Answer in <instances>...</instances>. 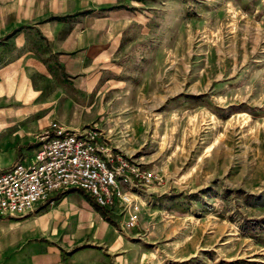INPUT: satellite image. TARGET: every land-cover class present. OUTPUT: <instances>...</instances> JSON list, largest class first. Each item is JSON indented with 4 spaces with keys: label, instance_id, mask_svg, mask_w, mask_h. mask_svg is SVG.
Returning a JSON list of instances; mask_svg holds the SVG:
<instances>
[{
    "label": "rangeland",
    "instance_id": "rangeland-1",
    "mask_svg": "<svg viewBox=\"0 0 264 264\" xmlns=\"http://www.w3.org/2000/svg\"><path fill=\"white\" fill-rule=\"evenodd\" d=\"M137 1L121 98L152 118L159 180L130 230L145 264H264V0Z\"/></svg>",
    "mask_w": 264,
    "mask_h": 264
},
{
    "label": "crops",
    "instance_id": "crops-1",
    "mask_svg": "<svg viewBox=\"0 0 264 264\" xmlns=\"http://www.w3.org/2000/svg\"><path fill=\"white\" fill-rule=\"evenodd\" d=\"M140 7L137 0H0V171L30 162L51 122L93 128L144 163L152 118L145 103L135 113L141 102L122 99L133 84L121 65L128 49L144 48ZM124 221L118 205L99 208L79 190L54 191L21 215H0V264H145Z\"/></svg>",
    "mask_w": 264,
    "mask_h": 264
},
{
    "label": "built area",
    "instance_id": "built-area-1",
    "mask_svg": "<svg viewBox=\"0 0 264 264\" xmlns=\"http://www.w3.org/2000/svg\"><path fill=\"white\" fill-rule=\"evenodd\" d=\"M32 160L0 171V215L16 216L54 191L84 192L99 208L118 205L124 228L137 222L139 200L159 180L156 172L104 142L93 128L69 130L51 122L37 137Z\"/></svg>",
    "mask_w": 264,
    "mask_h": 264
},
{
    "label": "trees",
    "instance_id": "trees-1",
    "mask_svg": "<svg viewBox=\"0 0 264 264\" xmlns=\"http://www.w3.org/2000/svg\"><path fill=\"white\" fill-rule=\"evenodd\" d=\"M70 191L74 190V189H69ZM80 191V190H79ZM82 192V191H81ZM95 205V204H94Z\"/></svg>",
    "mask_w": 264,
    "mask_h": 264
}]
</instances>
